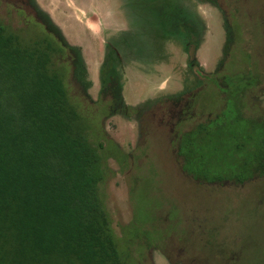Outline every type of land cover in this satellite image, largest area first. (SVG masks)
<instances>
[{
  "label": "rangeland",
  "instance_id": "rangeland-1",
  "mask_svg": "<svg viewBox=\"0 0 264 264\" xmlns=\"http://www.w3.org/2000/svg\"><path fill=\"white\" fill-rule=\"evenodd\" d=\"M147 1L0 0V20L26 39L44 22L78 53L63 70L69 94L95 141L129 157L107 158L102 195L134 264H264V178L208 186L181 169L179 133L219 97L189 68L187 38L165 35ZM196 1L182 2L198 31L196 62L207 74L253 71L261 83L247 113L264 115V0Z\"/></svg>",
  "mask_w": 264,
  "mask_h": 264
},
{
  "label": "trees",
  "instance_id": "trees-1",
  "mask_svg": "<svg viewBox=\"0 0 264 264\" xmlns=\"http://www.w3.org/2000/svg\"><path fill=\"white\" fill-rule=\"evenodd\" d=\"M186 1L145 5L165 35L187 38L189 68L219 97L207 119L179 133L181 169L208 186L263 179L264 115L249 116L246 104L261 78L253 71L204 72ZM36 26L42 31L26 39L0 20V264H134L119 246L102 195L107 158H121L123 166L129 157L95 141L69 94L63 70L80 63L78 53L50 25Z\"/></svg>",
  "mask_w": 264,
  "mask_h": 264
},
{
  "label": "crops",
  "instance_id": "crops-1",
  "mask_svg": "<svg viewBox=\"0 0 264 264\" xmlns=\"http://www.w3.org/2000/svg\"><path fill=\"white\" fill-rule=\"evenodd\" d=\"M198 54V53H197Z\"/></svg>",
  "mask_w": 264,
  "mask_h": 264
}]
</instances>
